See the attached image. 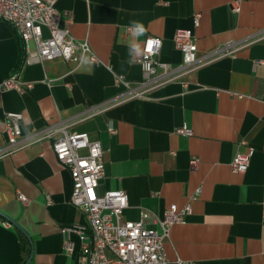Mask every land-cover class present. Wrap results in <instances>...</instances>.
I'll return each instance as SVG.
<instances>
[{
    "label": "crops",
    "instance_id": "1",
    "mask_svg": "<svg viewBox=\"0 0 264 264\" xmlns=\"http://www.w3.org/2000/svg\"><path fill=\"white\" fill-rule=\"evenodd\" d=\"M56 8L69 14L70 34L86 39L99 62L83 56L78 63L55 58L27 65L16 32L0 20V81L19 73L20 80L32 83L23 93L0 92V148L6 144L7 112L21 115L23 136L62 120L70 131L99 142L104 176L97 192L126 194L124 220L137 221L149 212L146 227L161 233L163 213L189 205L190 214L169 227L163 242L171 262L264 264V64L258 63L264 61V40L200 66L146 98L85 118L91 107L122 90L115 76L141 79L137 60L148 36L161 39L158 61L175 67L182 56L174 34L190 30L201 59L264 28V0H57ZM132 21L143 24L142 35L133 37ZM181 127L191 135L177 134ZM248 148L246 172H233L234 156ZM71 188L52 139L0 158V264H20L25 241L30 264H77V236L69 237V254L60 232L63 226L86 225L69 202ZM18 193L29 199L26 205Z\"/></svg>",
    "mask_w": 264,
    "mask_h": 264
},
{
    "label": "built area",
    "instance_id": "2",
    "mask_svg": "<svg viewBox=\"0 0 264 264\" xmlns=\"http://www.w3.org/2000/svg\"><path fill=\"white\" fill-rule=\"evenodd\" d=\"M57 0H0V20L9 24L16 32L25 54L24 63L38 64L46 60L61 58L68 63H78L87 56L91 63L99 60L89 42L75 39L69 31V14L56 8ZM238 12L237 4L231 6ZM194 26L199 23V15H194ZM43 30L47 35H43ZM264 40V28L254 32L244 40L228 41L197 58L196 44L190 30H177L173 37L175 48L181 53V63L175 67L158 61L161 39L148 36L143 43L142 56L137 60L141 69V79L136 82L115 76L114 81L122 90L113 98L91 107L85 118L102 113L109 108L131 99H143L152 91L192 72L214 60L232 56L250 44ZM258 63L264 64V61ZM185 85V84H184ZM32 83L20 80L19 73L0 81V92L15 90L19 93L30 90ZM21 115L5 114L6 144L0 148V158L11 154L31 143L42 139H52V148L57 161L70 173L72 188L69 202L82 212L86 225L63 226L60 230L64 239V249L73 252L69 237L76 235L79 240L77 264H193L177 259L171 262L165 255L163 242L169 227L182 223L190 214L187 204L181 210L170 208L158 220L161 233L146 227L150 213L143 211L137 221L124 220L122 211L127 207V196L123 191L113 190L102 194L97 192L99 181L104 176L102 149L98 141H90L84 132L68 129L60 120L56 125L30 136H23L19 126ZM110 132L114 130L110 128ZM177 134L190 136L191 130L177 128ZM84 151V153H83ZM252 148L234 156L230 167L235 173H245ZM198 160L192 158L191 166ZM20 202L29 199L18 193ZM9 224H5L8 226Z\"/></svg>",
    "mask_w": 264,
    "mask_h": 264
},
{
    "label": "clouds",
    "instance_id": "3",
    "mask_svg": "<svg viewBox=\"0 0 264 264\" xmlns=\"http://www.w3.org/2000/svg\"><path fill=\"white\" fill-rule=\"evenodd\" d=\"M131 32H132L133 37H137V36L142 35L145 32V28L141 22L132 21ZM132 48L134 52L138 55L140 52L138 45H133Z\"/></svg>",
    "mask_w": 264,
    "mask_h": 264
},
{
    "label": "trees",
    "instance_id": "4",
    "mask_svg": "<svg viewBox=\"0 0 264 264\" xmlns=\"http://www.w3.org/2000/svg\"><path fill=\"white\" fill-rule=\"evenodd\" d=\"M25 250H24V256L23 258L21 259V262L20 264H25L28 257H29V247H28V243L25 241Z\"/></svg>",
    "mask_w": 264,
    "mask_h": 264
},
{
    "label": "water",
    "instance_id": "5",
    "mask_svg": "<svg viewBox=\"0 0 264 264\" xmlns=\"http://www.w3.org/2000/svg\"><path fill=\"white\" fill-rule=\"evenodd\" d=\"M31 255H32V252L30 253V256H29V258L27 259V261H26L25 264H30V261H31Z\"/></svg>",
    "mask_w": 264,
    "mask_h": 264
}]
</instances>
